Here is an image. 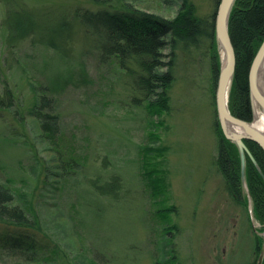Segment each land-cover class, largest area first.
<instances>
[{"label":"rangeland","instance_id":"obj_1","mask_svg":"<svg viewBox=\"0 0 264 264\" xmlns=\"http://www.w3.org/2000/svg\"><path fill=\"white\" fill-rule=\"evenodd\" d=\"M21 1L32 11L47 9L39 16L44 24L59 22L68 13L65 8L96 9L85 0ZM134 2L143 9L146 5ZM178 2L150 12L173 18ZM192 2L199 17L216 15L219 4L214 0ZM20 17L22 22L33 19ZM4 18L0 3V94L5 82L15 102L0 112V183L60 250L49 255L55 264H246L255 258L259 241L256 257L258 261L262 254L263 263L264 226L253 215L245 164L246 206L232 201L213 165L220 126L216 91L222 52L217 39L216 81L211 52L191 68L179 66L170 111L150 125L145 110L130 105L123 72L115 65L100 66L83 53L80 33L69 59L30 39L8 48ZM39 95L52 98L58 117V146L51 150L29 117ZM250 104L253 115L251 98ZM144 148L150 151L149 170L156 171L162 194L141 171ZM70 161L73 167L68 168ZM111 176L121 181L117 200L100 197L91 188V180ZM168 207L175 210L168 220L176 230L167 236L156 213ZM40 256L48 257L45 252ZM0 264L24 263L1 251Z\"/></svg>","mask_w":264,"mask_h":264},{"label":"trees","instance_id":"obj_2","mask_svg":"<svg viewBox=\"0 0 264 264\" xmlns=\"http://www.w3.org/2000/svg\"><path fill=\"white\" fill-rule=\"evenodd\" d=\"M85 1L96 9L65 8L68 13L62 16L59 22L44 24L39 20V16L46 13L47 9L32 11L21 0H0L5 9L2 25L7 29V47H15L17 43L30 39L33 45L45 46L69 59L73 52L72 45L76 41L74 37L77 32L80 33L79 45L83 53L91 56L100 66L115 65L123 72V81L126 78L123 84L131 97L130 105L143 108L150 125H154L153 118H160L163 113L170 111V90L179 66L191 68L197 60L205 56L206 52L208 55L211 52V72L216 81L220 57L216 52L215 16L199 17L195 13L192 0H179L178 10L173 18L161 17L150 10L171 8L175 0H142L146 2L144 9L137 6L134 0ZM219 1L214 0L216 7ZM21 14H26L29 19L33 16V19L22 22ZM228 33L236 56L228 99L229 111L234 117L251 122L253 115L248 76L251 64L264 41V0H235L229 14ZM3 85L0 112L9 111L15 106L12 90L5 82ZM29 114L40 141L50 150L52 147L57 148L59 125L58 117L53 113L52 98L39 95ZM215 132L217 136V153L213 160L215 170L222 178L224 189L232 201L246 206L247 198L242 187L238 146L224 136L219 125L216 126ZM244 143L260 169L258 172L245 154V181L251 196L253 215L263 227L264 153L254 142ZM140 153L143 159L140 164L141 171L147 181L155 185L162 194L164 188L160 185L161 181L154 176L156 171L149 170L150 151L144 148ZM58 166L63 165L60 166L59 163ZM67 166L73 167V162L70 161ZM91 188L100 197L117 200V195L121 191V181L117 176H111L106 181L91 180ZM152 191L154 193L153 189ZM173 210L172 207H168L156 213L166 224L164 230L166 235L172 234L171 230H176L175 226L169 225L168 220L169 215L175 211ZM260 246L259 241L254 250L256 255ZM1 251L15 256L24 264H55L49 255L55 256L60 252L27 208L15 204L12 190L2 183H0ZM44 252L48 257L40 256ZM256 255L246 264H257Z\"/></svg>","mask_w":264,"mask_h":264},{"label":"water","instance_id":"obj_3","mask_svg":"<svg viewBox=\"0 0 264 264\" xmlns=\"http://www.w3.org/2000/svg\"><path fill=\"white\" fill-rule=\"evenodd\" d=\"M234 1L235 0H220L215 15V35H216L217 43L219 45L220 51L222 52V58L223 56H225L231 66L230 74H225L222 72V69L220 70L218 84H217V91H216V109H217L219 124L224 136L227 139L235 142L236 145L238 146L241 165H242L241 169H242V178H243L245 154L254 164H256L251 152L249 151L248 147L245 145L244 141L254 142L264 153V140L257 135H254L253 137H237V138L229 137L226 134L223 126L224 121H228L230 124H243L245 126L248 125L249 123L242 121L231 115L228 108V93H229V88L231 86V82L233 80L235 64H236V56H235L234 48L232 46L228 33V19ZM263 57H264V41L262 42L251 64L249 70V76H248L251 101L255 100L257 104L264 110V100L261 97L255 82L256 68ZM221 66H222V62H221ZM262 253L264 254V246L262 249ZM261 261H262V254H260L257 264H261Z\"/></svg>","mask_w":264,"mask_h":264},{"label":"bare ground","instance_id":"obj_4","mask_svg":"<svg viewBox=\"0 0 264 264\" xmlns=\"http://www.w3.org/2000/svg\"><path fill=\"white\" fill-rule=\"evenodd\" d=\"M222 72L230 74L231 66L225 56L222 58ZM255 82L257 89L264 100V57L261 59L256 68ZM253 117L248 125L230 124L228 121L223 122L224 130L229 137H253L257 135L264 140V110L257 104L255 100L252 101Z\"/></svg>","mask_w":264,"mask_h":264}]
</instances>
